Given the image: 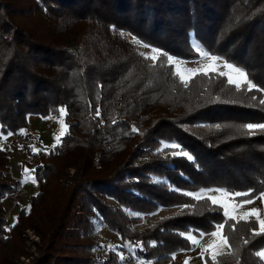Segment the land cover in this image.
Here are the masks:
<instances>
[{
    "label": "trees",
    "instance_id": "16d2710c",
    "mask_svg": "<svg viewBox=\"0 0 264 264\" xmlns=\"http://www.w3.org/2000/svg\"><path fill=\"white\" fill-rule=\"evenodd\" d=\"M115 31L189 60L197 58L196 39L264 87V0H0V131L23 127L28 115H54L60 106L67 107L69 126L61 146L31 154L38 190L15 213L11 231L0 204V264H12L22 252L27 228L41 242L33 264L116 263L114 252H90L96 242L86 235L91 219L100 218L121 242H144L145 251L135 256L163 264L189 247L179 232L211 231L223 220L203 201L169 187L264 191V134L237 131L243 123L264 122V109L209 102L215 96L249 100L222 78L199 77L184 88L172 68L159 60L153 65ZM218 123L228 126L217 130ZM162 140L178 142L195 162L158 154ZM7 162L0 150V202L20 186ZM153 176L168 183H154ZM186 203L196 207L142 229L131 228L134 218L126 214ZM253 228L254 222L241 221L235 231L226 225L237 251L223 264H262L255 252L264 235L253 237Z\"/></svg>",
    "mask_w": 264,
    "mask_h": 264
},
{
    "label": "snow or ice",
    "instance_id": "6c2138e0",
    "mask_svg": "<svg viewBox=\"0 0 264 264\" xmlns=\"http://www.w3.org/2000/svg\"><path fill=\"white\" fill-rule=\"evenodd\" d=\"M114 27V26H113ZM123 35V33H121ZM132 42L135 44H141V41L132 36ZM142 47L149 48L151 47L152 55H145L144 53H140L141 56H144L146 60H150L153 62V65L159 60L163 66H167L172 68L173 75L178 77L180 83L184 88H188L192 81L199 77L206 78L208 80L212 79H223L227 85L232 86L235 93L243 94L248 97L249 103L244 105V102L241 100H223L220 96H215L211 101L212 103H230V104H241L242 106L253 107V108H261L264 109V87H260L257 83L253 82L252 79L249 78L250 74L243 67L234 64L233 62L228 61L224 57L219 54L213 53L211 50L206 49L202 46V44L196 40H191V47L195 51L197 55V59L195 61L185 60L183 58H177L173 55L167 53L166 51L160 50L158 48L152 47L146 43L142 44ZM163 57V60L160 58ZM196 63L198 66L194 68L186 67L188 63ZM207 91V89H206ZM249 93L251 95L249 96ZM258 94L259 98H258ZM57 111L60 113L61 117L67 115V107L60 106ZM96 117H101V110L99 106L95 109ZM41 119H54L51 112L48 116L41 117ZM62 125L60 135H54V143L52 145V150L54 151L58 146H61L63 143V136L66 134L65 129L69 126L64 124L63 119L60 120ZM103 124V121H100ZM113 124L117 123L116 120L112 121ZM228 125L216 124L213 127L215 129H221L222 127H227ZM132 133H137L138 129L133 126L131 129ZM237 131L245 136L253 137L257 134H264V122H247L239 125L237 127ZM21 135H26L25 129H19L18 133ZM14 135L13 132L8 131L5 135L3 131H0V138L7 139L8 137ZM21 149L24 148L23 145L20 146ZM29 148L32 151L33 155H39L41 152L44 154H48L45 148H36L33 145H29ZM0 150H3L0 148ZM165 150H170L172 157H183L186 158L189 162H195V158L193 155L189 154L181 144L178 142L166 143L164 141H160V147L156 149V152L163 153ZM198 167V165H197ZM36 169H29L24 167L23 170V179L20 181L21 185L28 182L29 179L33 183H37L35 177ZM154 183H164L167 184V180H159L157 177L153 176L150 178ZM137 182H139V178H136ZM170 191L179 192L181 195L189 197L192 201L199 203L203 201L208 205L209 211L219 212L223 220L222 222L213 223L211 231H204L200 229H188L187 231L179 232V236L184 238L188 244V248H181L180 251H194L197 247L200 248V258L203 261V264H223L224 259L229 257L236 256V249H234L233 245L229 242L228 235L224 232L226 225L233 231L236 229V225L241 221L245 223L254 222L258 225V228L250 229L252 236H260L264 235V217L260 215V209L251 208L248 211L240 212L245 205H250L255 202V200H260L261 203H264V191H260L258 194L253 195L254 190L249 189L247 191H229L223 187H209V188H200L196 191L189 190H181L178 188L169 187ZM163 206L157 205L156 212L152 213H134V215L143 219L145 215H155L162 209ZM174 207H179L181 209V213L185 210H191L196 207L195 203H186L183 205H175ZM95 212L96 210L93 209ZM189 214L191 212L189 211ZM18 223L17 218H14V223L12 228L16 226ZM103 222L102 218H100L96 227H102ZM12 228L5 229V231H11ZM211 237L210 240L206 244H201V241L205 237ZM7 239V237H5ZM243 243L246 245L249 243V240L243 239ZM149 247H155V241L148 242ZM103 247V246H102ZM110 250L115 251L116 249L109 246ZM127 248L128 251L135 256L137 250L140 252L145 251L144 242H136L135 244L125 241L123 245L117 246ZM176 253L171 254V259H175ZM255 256L259 258V260L264 264V250L256 251ZM188 259H191L190 257ZM188 259L185 260V264H188ZM121 260H123V256H121ZM151 264V261L148 262ZM237 264H239V260L237 259Z\"/></svg>",
    "mask_w": 264,
    "mask_h": 264
},
{
    "label": "rangeland",
    "instance_id": "374dc122",
    "mask_svg": "<svg viewBox=\"0 0 264 264\" xmlns=\"http://www.w3.org/2000/svg\"><path fill=\"white\" fill-rule=\"evenodd\" d=\"M114 34L126 39L129 41L135 50L140 54L144 53L145 55H152L151 47L145 48L142 47L141 44H135L132 42V36L125 32V31H115ZM123 33V35L121 34ZM192 40V39H191ZM144 57V56H143ZM175 57V56H174ZM178 58V57H177ZM197 59V58H196ZM196 59L189 60L195 61ZM198 65L194 62L188 63L186 67L194 68ZM184 102L187 101V98L182 99ZM190 106H193L192 101H190ZM48 116V115H47ZM54 119H41L39 115H28L26 117V124L18 128L17 130L13 131L14 135L8 137L7 139L0 138V148L7 151L8 162H7V169L9 175L14 179L19 181V189L14 194H7L1 199V207L3 209L2 217L5 221L4 226L8 228L12 223L15 213L21 207H27L28 201L30 196L34 195L38 190V182L33 183L31 179L28 182L21 185L20 181L24 178L22 173L24 167L29 169H33L35 163L32 160L31 154L32 151L29 148V145H33L36 148H45L48 151L53 143H54V135H60L61 131V123L60 120L64 117L60 116V113L57 111L56 114L52 115ZM65 124V122H64ZM19 129H25L26 135L16 134L18 133ZM66 130V129H65ZM8 131H5L4 134L6 135ZM166 143H171L174 141L171 140H162ZM23 145L24 148L21 149L20 146ZM160 147V142H159ZM158 147V148H159ZM164 156H171L170 150H165L163 152ZM199 190V189H198ZM196 191V190H195ZM110 201V200H109ZM111 202V201H110ZM251 208H258L260 209V215L264 217V203H261L260 200H255L253 204L245 205L240 212L248 211ZM180 208L174 206H163L162 209L155 215H145L143 219L139 218L138 216L134 215V213L138 212H130L127 211L126 214L129 217L134 218L132 222L131 228L133 229H142L154 221L172 215L173 213L177 212ZM156 212V208L150 212ZM92 227L89 231V234L86 235L89 239L96 242L95 246L92 247L90 252L94 257H102L106 254L107 251L114 252L117 254V262L112 264H148L149 261L147 259H141L137 256H133L127 248L117 247L121 246L124 243L121 242L117 235L107 229L104 225L102 227L97 228L96 225L98 221L91 219ZM258 228V225H257ZM21 248L22 252L19 255L14 256L12 259V264H33L35 259L39 254V247H40V239L38 235L31 229L27 228L21 234ZM211 237H205L201 244H206ZM103 246V247H102ZM115 248L116 250H110V247ZM260 250H264V247ZM258 250V251H260ZM175 259H169L167 262L163 264H185V260L188 259V264H203V261L200 258V248L197 247L194 251H177L175 252ZM121 256H123V260H121ZM151 264H153L151 262Z\"/></svg>",
    "mask_w": 264,
    "mask_h": 264
}]
</instances>
